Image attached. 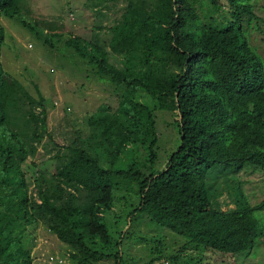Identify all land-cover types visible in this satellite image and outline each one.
Listing matches in <instances>:
<instances>
[{"label":"trees","instance_id":"trees-1","mask_svg":"<svg viewBox=\"0 0 264 264\" xmlns=\"http://www.w3.org/2000/svg\"><path fill=\"white\" fill-rule=\"evenodd\" d=\"M260 1L128 0L105 43L66 38V47L113 84L116 100L87 117V137L75 130L57 144L49 163L39 148L51 136L48 100L1 62V17L16 18L23 9L19 0H0V264H32L27 240L39 223L71 247L78 264L110 258L128 264L131 231L121 223L141 215L184 238L170 255L175 261L195 249L233 263L237 253L264 245V198L252 203L243 187L244 174L264 171V46L255 42L258 33L264 41ZM52 39L46 34L44 41ZM141 91L176 116L180 144L162 168L155 166V112L138 98ZM135 144L150 150L148 171L136 162L122 165ZM122 189L126 208L109 217Z\"/></svg>","mask_w":264,"mask_h":264},{"label":"rangeland","instance_id":"rangeland-1","mask_svg":"<svg viewBox=\"0 0 264 264\" xmlns=\"http://www.w3.org/2000/svg\"><path fill=\"white\" fill-rule=\"evenodd\" d=\"M127 1L19 0L23 11L16 18L2 15L5 39L1 46V62L4 69L18 77L34 95H37L38 86L48 100V131L51 136H46L43 144H39L47 160L56 152L57 144L66 143L69 137L75 135V130L87 137L90 131L87 117L92 113L97 114L104 103L113 104L116 100L112 97L113 84L100 80L83 58L74 54L72 48L66 47L65 39L76 34L105 43L111 35L109 26L121 19ZM260 5L264 9V0L260 1ZM20 17L35 28L32 30L23 24ZM46 34L52 35V44L44 41ZM260 36L258 33L255 42L264 46ZM138 98L148 102L154 109L158 134L155 166L162 168L166 164L167 155L180 144L176 116L170 110L155 108L153 97L143 91L139 92ZM131 146L134 153L124 155L122 165L129 166L136 162L142 170L148 171L149 166H152L148 146ZM30 161L31 158L25 168L33 191L34 175L32 163L29 166ZM103 165L108 166L109 161L103 159ZM244 179L247 181L243 187L252 203L264 198V171L244 174ZM123 194L125 190L122 189L120 198L107 214L109 217L126 208ZM222 196L229 201L226 194ZM121 226L124 229L130 226L131 231V235L125 238V258L128 264H143L155 256L162 257L153 264H264V245L237 253L233 263L210 251L201 255L195 249H188L178 255L177 261L171 260L170 255L173 256L183 244V237L166 227L155 225L146 215L138 216L132 223L123 222ZM29 234L27 241L32 242V264H78L70 255L71 247L44 224L39 223L36 228H30ZM51 255L62 257L64 261L60 263L50 260ZM199 255L202 261H197ZM97 264L116 262L110 258L101 259Z\"/></svg>","mask_w":264,"mask_h":264},{"label":"built area","instance_id":"built-area-1","mask_svg":"<svg viewBox=\"0 0 264 264\" xmlns=\"http://www.w3.org/2000/svg\"><path fill=\"white\" fill-rule=\"evenodd\" d=\"M50 260H55V261L60 262V263L64 261L62 257L54 256V255L50 256Z\"/></svg>","mask_w":264,"mask_h":264}]
</instances>
